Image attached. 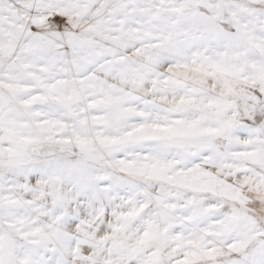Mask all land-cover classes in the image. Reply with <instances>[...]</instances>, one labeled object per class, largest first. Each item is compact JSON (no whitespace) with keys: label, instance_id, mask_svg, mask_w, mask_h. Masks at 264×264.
Wrapping results in <instances>:
<instances>
[{"label":"snow or ice","instance_id":"obj_1","mask_svg":"<svg viewBox=\"0 0 264 264\" xmlns=\"http://www.w3.org/2000/svg\"><path fill=\"white\" fill-rule=\"evenodd\" d=\"M259 0H0V264H264Z\"/></svg>","mask_w":264,"mask_h":264},{"label":"clouds","instance_id":"obj_2","mask_svg":"<svg viewBox=\"0 0 264 264\" xmlns=\"http://www.w3.org/2000/svg\"><path fill=\"white\" fill-rule=\"evenodd\" d=\"M249 7L264 10V0H259L257 3L249 2Z\"/></svg>","mask_w":264,"mask_h":264}]
</instances>
